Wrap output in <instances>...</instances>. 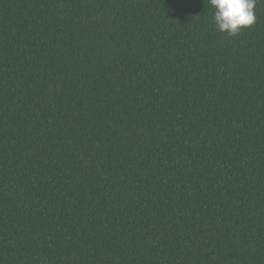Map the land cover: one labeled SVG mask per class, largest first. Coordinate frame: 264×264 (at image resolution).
<instances>
[{
  "label": "trees",
  "instance_id": "obj_1",
  "mask_svg": "<svg viewBox=\"0 0 264 264\" xmlns=\"http://www.w3.org/2000/svg\"><path fill=\"white\" fill-rule=\"evenodd\" d=\"M0 0V264H264V0Z\"/></svg>",
  "mask_w": 264,
  "mask_h": 264
},
{
  "label": "clouds",
  "instance_id": "obj_2",
  "mask_svg": "<svg viewBox=\"0 0 264 264\" xmlns=\"http://www.w3.org/2000/svg\"><path fill=\"white\" fill-rule=\"evenodd\" d=\"M215 10L213 20L222 32L236 35L242 28L251 27L256 20L255 0H204Z\"/></svg>",
  "mask_w": 264,
  "mask_h": 264
}]
</instances>
